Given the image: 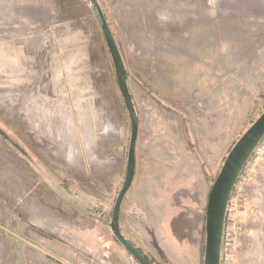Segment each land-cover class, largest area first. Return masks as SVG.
<instances>
[{
	"label": "rangeland",
	"instance_id": "1",
	"mask_svg": "<svg viewBox=\"0 0 264 264\" xmlns=\"http://www.w3.org/2000/svg\"><path fill=\"white\" fill-rule=\"evenodd\" d=\"M97 1L139 123L120 231L151 264H203L210 186L264 112V0ZM129 140L90 1L0 0V264H138L109 227ZM249 163L234 264H264V143Z\"/></svg>",
	"mask_w": 264,
	"mask_h": 264
},
{
	"label": "water",
	"instance_id": "2",
	"mask_svg": "<svg viewBox=\"0 0 264 264\" xmlns=\"http://www.w3.org/2000/svg\"><path fill=\"white\" fill-rule=\"evenodd\" d=\"M89 1L96 13L101 32L112 60L117 86L130 119V140L127 152L125 177L122 188L114 203L109 227L115 240L121 244L138 264H151L142 253L123 237L119 227V215L122 201L132 184L135 173V147L139 123L127 84V72L118 45L98 1ZM262 99H264V95H262ZM263 138L264 112L250 125L240 138L236 140L211 185L207 196L205 213V251L203 264L221 263L222 241L229 199L241 172Z\"/></svg>",
	"mask_w": 264,
	"mask_h": 264
},
{
	"label": "built area",
	"instance_id": "3",
	"mask_svg": "<svg viewBox=\"0 0 264 264\" xmlns=\"http://www.w3.org/2000/svg\"><path fill=\"white\" fill-rule=\"evenodd\" d=\"M264 143V138L254 151L253 155H257L259 149ZM252 155V156H253ZM251 165L248 161L247 165L241 172L237 183L234 187L233 191L242 190L244 189V185L250 183L252 181V175L251 173L254 171L253 166L249 167ZM251 168V169H249ZM248 170V172H247ZM233 195V192H232ZM231 195L229 202H228V209L225 219V227H224V233H223V241H222V256H221V263L220 264H234V252L237 248V235L239 233V227L236 225L234 219L231 217V213L234 207V198Z\"/></svg>",
	"mask_w": 264,
	"mask_h": 264
},
{
	"label": "trees",
	"instance_id": "4",
	"mask_svg": "<svg viewBox=\"0 0 264 264\" xmlns=\"http://www.w3.org/2000/svg\"><path fill=\"white\" fill-rule=\"evenodd\" d=\"M114 75H115V72H114ZM127 79H128V75H127ZM264 100V99H263ZM235 142L236 141H234V142H232V144L230 145V147H229V149L227 150V152H226V156H227V154H228V152L230 151V149L232 148V146L235 144ZM226 156L222 159V164H223V162H224V160H225V158H226ZM222 166V165H221ZM221 168V167H220ZM218 173H219V171H218ZM217 173V174H218ZM217 176V175H216ZM210 188H211V186H210ZM210 190V189H209ZM209 193V192H208ZM207 196H208V194H207ZM124 198H125V196H124ZM124 198H123V201H124ZM123 201H122V203H123ZM122 206V205H121ZM203 235H204V237H205V227H204V229H203ZM130 244H132L130 241H128ZM133 245V244H132ZM134 246V245H133ZM139 251V250H138ZM140 252V251H139ZM141 253V252H140Z\"/></svg>",
	"mask_w": 264,
	"mask_h": 264
},
{
	"label": "crops",
	"instance_id": "5",
	"mask_svg": "<svg viewBox=\"0 0 264 264\" xmlns=\"http://www.w3.org/2000/svg\"><path fill=\"white\" fill-rule=\"evenodd\" d=\"M161 19H162V18H161ZM163 19H164V18H163ZM163 19H162V20H163ZM165 19H166V18H165ZM165 19H164V20H165ZM165 21H166V20H165ZM179 22H180V21H179V20H176L175 18H173L172 20H169V21L167 20V21H166V23H169V24H170L169 27H170V26L174 27L175 24H178V25H179ZM172 27H171V28H172Z\"/></svg>",
	"mask_w": 264,
	"mask_h": 264
}]
</instances>
